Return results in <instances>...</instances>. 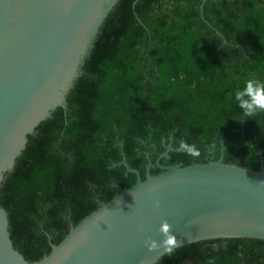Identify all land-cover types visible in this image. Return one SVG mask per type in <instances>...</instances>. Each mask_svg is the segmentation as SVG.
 Returning <instances> with one entry per match:
<instances>
[{
    "label": "trees",
    "instance_id": "16d2710c",
    "mask_svg": "<svg viewBox=\"0 0 264 264\" xmlns=\"http://www.w3.org/2000/svg\"><path fill=\"white\" fill-rule=\"evenodd\" d=\"M118 0L80 76L27 136L0 184L11 245L27 262L47 255L75 225L158 166L217 161L264 170V113L245 117L232 99L264 80V0ZM195 144L201 156L178 149ZM170 141L173 151L159 157ZM217 142L213 153L207 145ZM220 143V145H219ZM257 144V147L254 146ZM222 152H220V149ZM157 162V165H156ZM155 264H264V243L200 241Z\"/></svg>",
    "mask_w": 264,
    "mask_h": 264
},
{
    "label": "water",
    "instance_id": "95a60500",
    "mask_svg": "<svg viewBox=\"0 0 264 264\" xmlns=\"http://www.w3.org/2000/svg\"><path fill=\"white\" fill-rule=\"evenodd\" d=\"M118 0H0V184L23 151L27 136L55 108L81 74L104 19ZM199 5V16L202 19ZM69 225L67 233L35 262L13 249L5 211L0 208V264H155L162 249L149 252L148 239H161V221L172 225L178 249L214 239L264 243V170L208 161L158 166L143 180ZM257 147V144H254ZM159 157L173 151L170 141ZM220 149V152H222ZM176 151H180L177 149ZM157 165V162H156ZM159 206H154L155 202Z\"/></svg>",
    "mask_w": 264,
    "mask_h": 264
},
{
    "label": "clouds",
    "instance_id": "9594fccd",
    "mask_svg": "<svg viewBox=\"0 0 264 264\" xmlns=\"http://www.w3.org/2000/svg\"><path fill=\"white\" fill-rule=\"evenodd\" d=\"M232 99L245 117L251 118L259 113H264V80L256 78L246 79L243 86L234 91ZM177 146L179 150L193 158L201 156L200 149L194 143L189 144L186 140L180 139ZM217 147V142L213 141L207 145V151L213 153ZM154 206L158 207L159 202L156 201ZM158 233L161 236L159 241L151 238L145 241L148 251L156 252L162 249L164 252L171 253L178 245L177 237L172 231V225L167 220L161 221Z\"/></svg>",
    "mask_w": 264,
    "mask_h": 264
}]
</instances>
